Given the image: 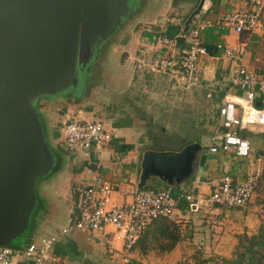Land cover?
I'll return each mask as SVG.
<instances>
[{
	"label": "rangeland",
	"instance_id": "obj_1",
	"mask_svg": "<svg viewBox=\"0 0 264 264\" xmlns=\"http://www.w3.org/2000/svg\"><path fill=\"white\" fill-rule=\"evenodd\" d=\"M138 3L136 9H133L134 11L123 20L115 33L107 40L106 46L100 51L97 61L90 66L85 86H78L79 89H82L80 92L82 96L79 99L72 93H58L40 96L41 100L35 101L38 106L37 111L44 122L47 141L54 151L58 147L54 145L56 138L53 133L55 129L60 130L61 146H65L63 125L66 119V116L63 115L61 122H58L59 124L55 122L56 119H60L61 114L57 110L58 107L54 106V103L62 101L61 103L66 107H75L76 105V107L81 108L86 106V109L89 110L88 113L94 112L97 114L95 116L99 117V120L106 125V129L111 134V139L100 149L90 148L93 158H97V163L100 165L99 179L101 181L115 180L127 185H133L135 182L140 181L141 158L139 155L143 146L150 143L148 139L151 133L148 127L142 126L143 124L137 123L130 126L131 122L128 126H113L112 120H108L109 114L116 110L115 100L123 97V94L118 95L115 91L122 88L121 79L124 76L126 77L130 67L128 62L124 66L120 64V61H123L122 52H120V45L124 44L122 41L124 36L122 35L128 31L136 17L144 18V16L139 15L141 9L143 10L142 14L148 13L149 18H154L155 14L160 16L158 14L159 10L166 3V0H138ZM165 6L168 5L166 4ZM177 7L168 8L166 12L163 9L162 15H165L166 18L177 17ZM229 7L230 10L238 9L232 3L229 4ZM179 22L182 24L185 20H179ZM160 25L166 27L164 31L161 30L162 32H168L169 25L166 22ZM259 28L261 30L257 40L259 48L255 53L261 59L255 62L258 64L262 63L257 67L261 69V67H264V21ZM161 31L153 29L156 34L161 33ZM164 74L161 71L159 73L154 72L148 76L142 73V76L139 75L132 84L131 91L143 98L141 102L143 104L140 102L139 104L143 108H147V111L144 112L146 113L144 114V119L148 123L152 122L154 126L153 135L168 134L170 136L167 142L175 141V136L183 137L184 135L187 138L186 141L194 138L197 147L194 149L193 157L187 162L185 168L179 170L174 177H157V173H151L152 167L149 165L146 169L145 181L142 186H154L153 182L157 179L173 185L175 182L183 180L185 172L193 175H198V172L201 173L203 169L198 168L199 158H201V154L207 151L209 143L208 133L217 122L216 119L219 118L217 111L219 100L217 101L216 98L210 97L207 93L210 91L208 90L209 87H212L214 90L211 91V95L219 96L218 91L224 86L223 81L225 80L217 85H205V87L202 83L187 85L189 83L188 80L186 82L183 80H180V82H175L171 79L164 80ZM261 98L264 105V96H261ZM47 101L49 105L46 104L48 103ZM55 108L57 112H55ZM117 118H119L118 114L114 120ZM161 127H164V130H161ZM51 131H53L52 135ZM137 133L138 136L135 135ZM246 136L251 143L249 156L238 159L235 156V158H232V155H230V159H232V164H239L246 169H250L253 167L257 156L263 158L260 153H264V130H246ZM144 139H147L146 143H144ZM116 141L118 144L128 143L133 146L124 148L119 153L118 158L114 159L112 156L110 157V153L117 151L118 148L114 144ZM161 142L163 143V141ZM57 143L59 144V141ZM159 148L164 149L166 147L161 146ZM71 157L74 163L82 164L80 166L81 169L84 168L87 161L86 157L79 153L73 154ZM131 158H134L137 171L128 173L124 162L125 164H130ZM205 162L207 164V160ZM58 164L60 167L56 168ZM56 166L49 174L36 181L37 205L30 217L28 229L21 236L13 239L11 243V245H21L32 240L37 242L41 237L58 234L60 238L54 242L50 250V256L56 261L50 259L41 264H227L222 262V260L235 257V251L241 245L242 235L255 233L264 218V181L260 180L259 176L251 201L242 207L243 212L241 211L237 216L229 215V222L224 217V213L221 216L214 213H207L202 216L204 214L201 213V216L192 219V222L194 221L196 224L195 226L193 224L191 233L187 235L184 232L185 229H189L188 223L185 224L182 232L177 231L178 241H174V235L165 238L158 234L151 237L146 247L144 246L146 238L143 237L132 247L124 248L122 252H119L114 250L111 245L113 232L109 230L108 226L101 229L86 228L77 231L72 230L66 234L61 233L62 226L68 223L65 217L66 210L55 217L51 208L59 204L62 197H67V184L76 180L78 177L77 173L81 170L78 169L71 175L72 172L67 169L64 159L60 160L58 157ZM212 169L216 170L215 168ZM263 170L264 161L261 174ZM178 177L180 179H177ZM162 183L161 181L157 185H162ZM187 214L196 216L200 212L189 213L187 211ZM247 215L248 217L245 218ZM232 217L235 221L230 220ZM195 227L198 228L196 229ZM241 230H244V232L235 237L237 232ZM174 242H178L177 252L169 256L165 255L167 253L166 248L173 246ZM231 249L233 252L232 254L230 252L231 256L229 257ZM142 250L147 251L142 253ZM144 255L147 258L146 262L142 260ZM30 260H32V257L23 256L22 262L23 264H29Z\"/></svg>",
	"mask_w": 264,
	"mask_h": 264
},
{
	"label": "water",
	"instance_id": "obj_2",
	"mask_svg": "<svg viewBox=\"0 0 264 264\" xmlns=\"http://www.w3.org/2000/svg\"><path fill=\"white\" fill-rule=\"evenodd\" d=\"M130 11L131 0H0L1 245H11L28 229L37 205L36 181L56 163L31 100L74 88L79 70ZM196 147L191 142L178 151L145 149L139 187L149 165L157 177H174Z\"/></svg>",
	"mask_w": 264,
	"mask_h": 264
},
{
	"label": "crops",
	"instance_id": "obj_3",
	"mask_svg": "<svg viewBox=\"0 0 264 264\" xmlns=\"http://www.w3.org/2000/svg\"><path fill=\"white\" fill-rule=\"evenodd\" d=\"M231 2H227L226 0H166V3L163 4V7L159 10V15L154 16V18H149L148 13L142 14V9L140 10L138 14L141 16H144V18L136 17V20L133 21L132 25L128 29L127 32H125L122 36L124 38L122 39L123 43L120 45V52H122V58L123 61H120L121 66H124L126 62L130 64V67L128 69V74L126 77H122L121 79V85L122 88L117 89V94L122 95L123 97L121 99L115 100V108L112 113L109 114L108 120H112L111 123L113 126H128L131 122L132 126L133 124H143L142 126L148 127L150 130V136L148 141L150 143L143 146L141 149L142 152L145 149L151 148V149H157V150H171V151H178L180 150L184 145L190 142H195L194 138L189 139L186 141L187 138L175 136V141L173 142H167V139L170 135H161V136H155L153 135V129L154 126L152 122H146L144 119V112L147 111V108H143L141 104L143 101V98L139 97L137 93H133L131 91L133 86L132 84L136 81V79L141 74H146V76L156 72L159 73L158 70L154 68L153 65H150L149 62L151 59L155 56H163L167 55L168 52L165 47H162V45H158L155 42V38L157 35H165L167 37H179L183 35L186 31H188L193 25H202L203 29L200 31V36L202 43L206 47L207 53L206 55H203L198 60V65L196 71L190 75L185 76L182 75L178 69H175L174 71L168 72L164 74V80L165 79H171L175 82H180V80H183L186 82V80L189 81L187 85L190 84H196V83H202L204 86L209 85H217L220 82L223 81L224 86L221 88L220 91H218L219 96L211 95V91L214 90V88L209 87L208 90H210L207 95H209L212 98H216L217 101L219 100V104L217 107V111L219 110V106L221 104L222 98L225 95V93L229 92L230 90V78L236 68V66L240 63L245 65L246 67L256 71V72H264V67L261 69L257 68L258 64L255 62L256 60H260L261 58L258 57L257 52L259 45H258V36L261 34V30L259 27L262 26V22L264 21V11L262 13L260 22L258 24V27L254 32L252 33H237L235 32L231 27L227 26L223 22V15L226 12L233 11L230 10L229 4ZM168 5L165 6L164 5ZM235 7L237 6L238 9L241 8L240 4L232 3ZM173 6H178L177 13L175 18H166L165 15H162L163 9L164 12L168 10V8L171 9ZM173 9V8H172ZM237 10V9H234ZM153 15V14H151ZM150 15V17H151ZM157 17V18H156ZM159 17V18H158ZM144 19V20H143ZM179 20H185L182 24L179 22ZM167 23L169 25L168 32H162L161 30H165L166 27H162V23ZM153 29L160 30L161 33L156 34L153 32ZM166 33V34H165ZM183 40V39H182ZM244 44L245 50L239 55L237 58H229V57H223L220 49L218 48V45H233V44ZM119 56V55H118ZM121 58V57H120ZM264 63V62H263ZM182 81V82H183ZM206 87V86H205ZM234 92H239L238 90H233ZM82 96H75L77 99H79ZM260 99L261 96H260ZM263 101V100H262ZM48 102V101H47ZM62 102V101H61ZM56 102L54 103V106L56 105L57 110H59L61 116L60 119H56V123L61 122L62 116H66L65 122L69 119L75 117L79 118H85V119H94L99 120V117L95 116L94 112H89L87 107H66L63 103ZM139 102L141 104H139ZM61 103V105H59ZM49 105V102L46 103ZM45 106V105H44ZM55 108V112H57ZM90 109V107H89ZM91 111V110H90ZM54 112V113H55ZM118 112V113H116ZM119 115V118H114ZM219 117V114H218ZM133 119V120H132ZM134 121V122H133ZM216 123L213 125L211 131L208 133V136L210 137L213 129L216 127V125L219 122V118L216 119ZM64 122V123H65ZM59 124V123H58ZM57 126V125H55ZM59 126V125H58ZM106 127V125H104ZM60 127V126H59ZM57 130V131H56ZM161 130H164V127H161ZM253 131V130H251ZM53 131H51L52 135ZM140 133V132H139ZM246 134V131H245ZM49 135V134H48ZM53 135L55 136V146L57 145L55 151L57 152V157L61 160L64 159L67 169H69L73 175L75 171L80 169L81 171L77 173L76 180H73L71 183L67 184L66 187V195L67 197H62L60 199V203L53 206L51 211L53 212L54 216L57 217L63 213V211L66 210L65 217L68 223H71L79 216V208L77 205V199L73 198V196L69 193V188L77 183L81 184H88V183H100L99 179V167L97 163V158H93V155L91 151L89 150L88 154H85L83 151L77 150L73 153H68L66 151L65 146L62 147L61 143V137H60V130L55 129ZM138 136V133L135 134ZM141 135V134H140ZM146 143L147 139H144ZM163 141V143L161 141ZM52 141V139H51ZM59 141V144L57 143ZM117 142V141H116ZM115 146L118 148L117 151H113L110 153V157L116 159L119 156V153L126 147H132V144L128 143H117ZM143 143V144H144ZM142 144V145H143ZM209 144V143H208ZM161 146H165L166 148L162 149L159 148ZM145 147V148H144ZM208 147V146H207ZM96 149V148H94ZM142 152H140V158L142 155ZM82 154V156L86 157L87 161L85 162L84 168H80L82 164H76L72 161L71 155L73 154ZM261 155H263V158L260 156H257L254 162V165L250 169H246L244 166H240L239 164H232V159H230V155H232V158L234 157L233 153H209L208 150L201 154V158H199L198 162V168L203 169V171L200 173L198 172V175H193L192 173L183 178V180H180V182H175L173 185L168 184L164 181H162V185H157V183L161 182L158 179L154 180V186H142V188H157V187H170L172 190V193L175 196H178L181 192L188 190L189 188H193L192 193L194 195H208L212 190L215 188V185L220 182L221 178L225 174H229L233 177L235 181L239 180L241 177H243L247 172L252 171L255 169L258 165L260 172L258 175V178L261 174L262 170V164L264 161V153L261 152ZM135 156V155H134ZM126 158V156H124ZM237 158V157H236ZM260 158V164H257V159ZM239 159V158H238ZM207 160V164L205 162ZM57 161V158H56ZM126 170L128 173H132L134 171H137V166L134 163V158H131L130 164H125ZM206 165V166H205ZM56 166V163H55ZM59 164L56 166V168H59ZM215 168L216 170L212 169ZM231 170V171H230ZM85 181V182H83ZM110 181L113 184L114 190L112 192V201L114 204L117 205H125L128 202L131 201L132 195L128 192V188H141L139 187V182H135L133 185H127L123 182H116L115 180H106ZM258 181V179H257ZM256 189V188H255ZM61 208V210H60ZM41 209V208H40ZM236 209L235 211H233ZM42 210V209H41ZM201 210V211H200ZM230 210V211H225ZM187 211L190 213H197L200 212L199 215L196 216H189L187 214ZM243 212V208H221L218 206H201L198 209L190 208L188 205V201L184 198H178V203L176 207V213L180 220V225L175 224L172 221H169L165 218H157L153 220L150 224H148L144 230L142 231L138 241L141 238H146V243H144V246L146 247L153 235H162L163 237H169L171 235H174V241H178V234L177 231L182 232V230L185 228V224L188 223L189 229H185L184 232L188 235L191 233V228L196 222H192V219L201 216V213H203L205 216L207 213H214L216 215H220L224 213V217L227 219V222H229V215L231 216H237L240 212ZM60 212V213H59ZM75 217V218H74ZM233 217L230 219L231 221H235ZM245 216V218H247ZM223 218V219H225ZM66 226V225H64ZM62 226V227H64ZM109 230L113 232V237L111 239V245L114 250L122 252L124 250L122 242L116 237V231L113 229V227L108 226ZM196 229L198 227H195ZM244 230L238 231L237 237L239 234L243 233ZM60 236L58 237V239ZM57 239V240H58ZM56 240V241H57ZM137 241V242H138ZM29 242L23 243L21 245L28 244ZM175 243V242H174ZM173 243V246L166 248L167 253L165 255L169 256L172 254H175L177 252L178 242L175 244ZM54 244V243H53ZM19 245H13V246H21ZM143 246V247H144ZM111 247V248H112ZM232 250V249H231ZM229 251V257L230 252L232 254V251ZM137 251V250H136ZM147 250H142V253H146ZM148 255V254H147ZM144 262L147 261L146 255H144V258L142 259ZM23 257H17L13 260L12 264H23ZM52 261H56L54 258ZM29 264H32V261H29Z\"/></svg>",
	"mask_w": 264,
	"mask_h": 264
},
{
	"label": "built area",
	"instance_id": "obj_4",
	"mask_svg": "<svg viewBox=\"0 0 264 264\" xmlns=\"http://www.w3.org/2000/svg\"><path fill=\"white\" fill-rule=\"evenodd\" d=\"M226 1L240 4L241 8L226 12L222 17L223 22L237 33L254 32L264 11V0ZM202 29V25H193L183 33L181 44L177 42V37L157 35L155 42L170 53L153 57L149 64L163 73L178 69L182 75H192L197 69L198 60L207 53L200 36ZM218 48L223 57L237 58L245 50V45L219 44ZM260 96H264V72L238 64L230 78V90L225 93L219 106V122L209 137V153H233L239 159L249 156L251 143L245 131L264 130V105ZM63 132L65 148L70 154L77 150L88 154L91 147L100 149L111 139L110 132L100 120L75 116L64 123ZM257 164H260V158ZM259 172L257 165L237 181L225 174L208 195H194L192 187L178 196L172 193L170 187L128 188L132 199L125 205L113 203L114 187L110 181L85 185L77 183L69 188V193L77 199L79 216L62 227L61 233L111 226L123 248H130L137 243L144 228L157 218L180 225L176 213L178 198L186 199L189 207L194 209L205 205L229 209L244 207L253 197ZM58 237V234H52L19 247L0 244V264H12L15 258L23 256L32 257V264L53 260L50 250Z\"/></svg>",
	"mask_w": 264,
	"mask_h": 264
},
{
	"label": "trees",
	"instance_id": "obj_5",
	"mask_svg": "<svg viewBox=\"0 0 264 264\" xmlns=\"http://www.w3.org/2000/svg\"><path fill=\"white\" fill-rule=\"evenodd\" d=\"M80 94L81 93H78L77 96H80ZM34 106L37 109L38 106L35 103V101H34ZM39 117L42 120L40 114ZM43 127H44V122H43ZM51 150L56 159L58 155L57 152L54 151L53 148H51ZM260 180L264 181V170L262 174H260ZM242 237L243 238L241 241V245H239L238 249L235 251V257H231L230 259H223L222 262H226L227 264H264V218L263 221H261L255 233L250 235L245 234L242 235Z\"/></svg>",
	"mask_w": 264,
	"mask_h": 264
},
{
	"label": "flooded vegetation",
	"instance_id": "obj_6",
	"mask_svg": "<svg viewBox=\"0 0 264 264\" xmlns=\"http://www.w3.org/2000/svg\"><path fill=\"white\" fill-rule=\"evenodd\" d=\"M140 3V2H139ZM138 3V0H131V11L129 13V15L132 13V11H134L133 9H136L137 5L139 4ZM99 48L96 50V53H95V57L89 62V64L86 65V67L82 70H79V73H78V83L77 85L74 87V88H71L69 89L68 91L64 92V93H72L74 94L75 96L81 92L82 89H79L78 86L80 85H84L85 86V81H87V78H88V73L90 72V66L97 61L98 57H99ZM40 96L36 97V98H33L31 101L34 102V101H37V100H41L39 98ZM34 104V103H33Z\"/></svg>",
	"mask_w": 264,
	"mask_h": 264
}]
</instances>
